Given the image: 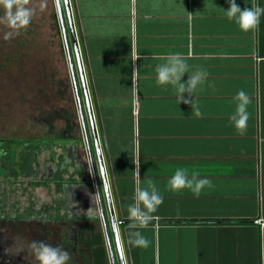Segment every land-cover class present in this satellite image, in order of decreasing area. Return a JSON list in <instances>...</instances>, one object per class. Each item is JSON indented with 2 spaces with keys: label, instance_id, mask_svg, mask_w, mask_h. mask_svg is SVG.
<instances>
[{
  "label": "crops",
  "instance_id": "0c3cea01",
  "mask_svg": "<svg viewBox=\"0 0 264 264\" xmlns=\"http://www.w3.org/2000/svg\"><path fill=\"white\" fill-rule=\"evenodd\" d=\"M236 3L264 7V0ZM69 4L123 263L264 264V16L244 32L224 12L228 0ZM177 52L190 67L182 83L197 68L208 72L192 98L203 118L178 103L171 85L157 83V65ZM239 90L251 98L244 134L229 120ZM178 167L212 187L198 196L169 190ZM147 179L163 203L154 213L160 219L137 229L151 242L143 249L126 243L127 209Z\"/></svg>",
  "mask_w": 264,
  "mask_h": 264
},
{
  "label": "rangeland",
  "instance_id": "374dc122",
  "mask_svg": "<svg viewBox=\"0 0 264 264\" xmlns=\"http://www.w3.org/2000/svg\"><path fill=\"white\" fill-rule=\"evenodd\" d=\"M59 3L77 84L80 107L72 87V76L55 0H29L27 7L35 10L31 24L12 39H4V34L10 29L6 25L0 24V141L3 143V150L7 152L6 158H10H8V162L11 160L10 162L15 165L16 170H19L16 177H13L12 172L5 177H0V205L5 214L9 212V206L12 204H14L13 207L20 205L23 212V209L29 207L32 202L36 203L38 211H41L44 205H48L52 206L54 215L63 214L62 204L58 202L64 197L63 188L67 192L72 184L92 182L91 161L88 156H84L88 152L84 146L83 126L79 108H81L85 123L95 173L100 183L97 157L93 153V137L86 100L77 67L65 5L63 0H59ZM68 5L70 9L69 0ZM3 15L4 10L0 8V16ZM77 51L79 53L78 44ZM80 64L82 68L81 59ZM82 73L100 148L94 110L83 68ZM57 109L63 111L64 120L52 121L51 124L54 130L51 133L50 126L47 125L46 121L41 120L40 115L44 113L51 114ZM66 123H69L72 127L73 136L81 138L83 145L81 153L83 156L80 161L87 168L85 173L80 174V170L83 172V167H78V169L77 166L79 165L74 161V147H71L68 151H62L61 148L55 147L54 153H51L50 150H44L33 157L30 144L40 141L46 136L54 140L56 138L55 134H60L66 127ZM25 155H28V158L31 155L33 161L27 159L26 164L23 165ZM30 163L33 170L37 171L35 178L24 176L30 169ZM21 167L26 172L20 170ZM47 168H50L52 173L47 174ZM109 230L112 243L115 244L110 227ZM101 233L105 240L102 227ZM112 247L115 263L118 264L114 246ZM106 253L108 256V250ZM107 262L110 264L108 257Z\"/></svg>",
  "mask_w": 264,
  "mask_h": 264
},
{
  "label": "clouds",
  "instance_id": "9594fccd",
  "mask_svg": "<svg viewBox=\"0 0 264 264\" xmlns=\"http://www.w3.org/2000/svg\"><path fill=\"white\" fill-rule=\"evenodd\" d=\"M229 9L224 11L229 20H234L239 28L244 32L258 29L261 17L264 16V7L259 5L245 7L243 10L237 5L236 0H228ZM29 0H0V8L4 10V15L0 16V24L6 25L10 31L4 34V39L9 40L19 35V32L26 29L32 21L35 10L27 7ZM191 16V15H189ZM165 63L157 65V83L160 85H171L176 91V98L179 104L189 105L192 115L203 118L199 104L192 99L194 92L206 82L208 72L204 68H197L188 75L186 83H182V77L188 74L190 67L182 53H170L165 57ZM187 94V98H185ZM235 100L237 105L234 113L229 117L240 134L247 130L250 113L248 106L251 103L250 96L244 91L239 90ZM7 156V152L0 146V157ZM118 158V157H117ZM139 178V168L136 169ZM146 187H137L134 195V203L128 205L129 218L133 221L128 225V238L126 243L133 247L147 249L150 241L141 231L137 229L147 228L153 221H158L160 217L154 215L158 207L163 203V196L152 179L146 180ZM212 187V181L207 178H200L198 172L188 171L183 167H178L168 181L169 190L179 191L190 190L193 194L199 195L205 187ZM72 195V194H71ZM111 198L112 193H107ZM74 203V202H73ZM179 215V210L177 212ZM199 227V224L192 225ZM28 251L32 254L34 264H69L71 254L60 246H53L43 240H32L25 242L22 237H14L13 243L4 250L5 255L13 257Z\"/></svg>",
  "mask_w": 264,
  "mask_h": 264
},
{
  "label": "flooded vegetation",
  "instance_id": "af4514ba",
  "mask_svg": "<svg viewBox=\"0 0 264 264\" xmlns=\"http://www.w3.org/2000/svg\"><path fill=\"white\" fill-rule=\"evenodd\" d=\"M48 126H50V132L52 133L54 130L52 124ZM72 132V129L69 130L68 128H64L60 134H55L56 138L54 140L46 136L40 141L31 143L30 148L33 157L44 150H50L51 153H54L55 147L61 148L62 151H68L71 147H74V161L79 165L77 168L83 167V172L80 170V174L85 173V169L87 168L85 164H81L80 161L83 156L81 153V148L83 146L82 141L81 138L73 136ZM75 132L77 133V131ZM0 146L3 148L2 141H0ZM93 153L95 154L94 145ZM84 156H88L92 166V155L87 153L86 155L84 154ZM8 158H6V156L0 157V177H5L10 172H12L13 177L19 174V170H16L14 167L15 165L10 162L11 160L8 162ZM67 159L70 161L69 158ZM31 161H33L32 158ZM10 163L11 165H9ZM93 166L95 168L94 163ZM29 167L28 173L24 176L35 178L37 171H35V169L33 170L31 163ZM20 170H23V168L21 167ZM47 172V174L52 173L50 168H47ZM91 177V183L84 182L83 184H72L67 192H65V188H63L62 192L64 193V197L58 202L62 204L61 207L64 213L60 215H54L52 206L48 205H44L41 211H38L35 202H32L29 207L23 209V212L20 205H15V207H13L14 204H12L9 206L10 209L7 214L3 213L0 205V264H34L32 254L28 251L15 257L5 255L4 250L12 245L13 238L17 236L22 237L25 242L43 240L53 246L58 245L64 248L71 254L69 264H94L93 251L97 249L98 245L93 242V237L96 235L102 236L101 223L98 217L99 212L95 182H97L100 187L101 200L105 208L106 206L105 196L103 195L101 186V178L99 183L97 174L93 175L92 173ZM107 223L108 227H110L109 217ZM105 244L106 242L102 236L101 247H104L106 250L107 246ZM112 246L115 247V244L112 243ZM105 264H108L107 260Z\"/></svg>",
  "mask_w": 264,
  "mask_h": 264
},
{
  "label": "water",
  "instance_id": "95a60500",
  "mask_svg": "<svg viewBox=\"0 0 264 264\" xmlns=\"http://www.w3.org/2000/svg\"><path fill=\"white\" fill-rule=\"evenodd\" d=\"M63 1H64V5H65V11H66V17H67V21H68V25H69V30H70L72 41H73V47H74V51H75L77 67L79 70L81 84H82L83 92L85 95L89 124L91 127V133H92V137H93V145H94L95 155L97 157V163H98L97 167H98L99 175L101 178L102 191H103V195L105 196L106 208L104 207L102 200H101L100 187H99L98 183L95 182V188L97 191L96 198H97L98 212H99L98 217H99L101 227H102V230L104 233V238H105V242H106V246H107V250H108V255H109V259H110V264H116V263H115L114 256H113L112 243L110 240L109 227H108V223H107L108 217L110 220L111 231H112L113 237H114V243H115V248L117 251V257H118L119 264H124L122 254H121V249H120L118 231H117L118 223L114 219L111 199L107 195V193L109 192V187H108L107 179L105 176V170H104V165H103V161H102L101 150L99 148V144L97 141V133H96L95 126L93 123L92 113H91V109H90V105H89V101H88V97H87V93H86L85 82H84V77H83L82 68H81V64H80L79 53L77 51V44H76V39H75V35H74L73 23L71 20V13H70L69 5H68V0H63ZM55 4H56L57 13H58V19H59V22L61 24L62 38L64 41L65 51H66L68 64H69V68H70V72H71V76H72V87L74 89V93L76 95L78 105L80 107L78 94H77V84H76L75 76L73 73L72 60H71V55L69 52V46H68L67 36H66L65 28H64V24H63V16H62L59 0H55ZM79 115L81 118V124L83 126V136H84V140H85V147L87 148V152L89 154H91L90 153V147H89V144L87 141V133L85 131V123H84V120L82 117L81 108H79ZM91 172L93 173V175L96 174L93 163L91 166Z\"/></svg>",
  "mask_w": 264,
  "mask_h": 264
},
{
  "label": "trees",
  "instance_id": "16d2710c",
  "mask_svg": "<svg viewBox=\"0 0 264 264\" xmlns=\"http://www.w3.org/2000/svg\"><path fill=\"white\" fill-rule=\"evenodd\" d=\"M40 118L43 121H47V124L50 125L52 121H56V120H60V119L64 120V115H63V111L61 109H57L56 111H54L51 114H47V113L41 114ZM65 128H68L70 130L72 127L69 125V123H66ZM31 158H32L31 155H29V158H28V155H25L23 157V165L26 164L27 159L31 160ZM23 171L26 172V170H24V168H23ZM93 238H94L93 242L95 244H97L98 246L100 245L99 247L97 246V249L93 251V261H94L93 263L94 264H105V261L107 260V253H106L105 248L101 247L102 236L96 235Z\"/></svg>",
  "mask_w": 264,
  "mask_h": 264
}]
</instances>
